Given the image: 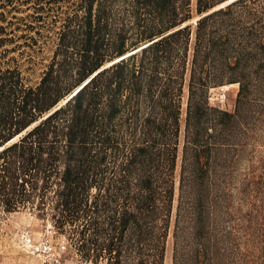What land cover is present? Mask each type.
Here are the masks:
<instances>
[{
    "label": "trees",
    "instance_id": "1",
    "mask_svg": "<svg viewBox=\"0 0 264 264\" xmlns=\"http://www.w3.org/2000/svg\"><path fill=\"white\" fill-rule=\"evenodd\" d=\"M71 2L0 32V210L71 226L86 264H164L170 233L172 264H218L214 181L263 86L264 0ZM231 84L235 111L210 103Z\"/></svg>",
    "mask_w": 264,
    "mask_h": 264
},
{
    "label": "rangeland",
    "instance_id": "2",
    "mask_svg": "<svg viewBox=\"0 0 264 264\" xmlns=\"http://www.w3.org/2000/svg\"><path fill=\"white\" fill-rule=\"evenodd\" d=\"M71 1L51 0L40 9L36 0H0V32L5 37L26 33L25 29L37 17H62L61 11L67 12ZM192 2L194 4L195 0ZM47 55L48 50L43 56L46 58ZM262 84L260 89H252L247 99L238 105L235 142L230 153L225 155L228 162L222 167L221 177L216 176L214 181L218 264H264V78ZM237 93L238 84L217 87L211 89L209 100L211 104L233 112ZM186 96L185 87L183 108ZM183 127L182 121L174 172L175 198L178 193ZM70 227L67 226L64 233H59L49 218L42 219L29 208L13 212L0 210V264H53L54 258L59 259V264H86L79 259L69 238L73 233ZM25 232L42 248L32 252L24 243ZM44 245H50L51 250L44 248ZM99 264H104L103 260ZM164 264H172L171 233Z\"/></svg>",
    "mask_w": 264,
    "mask_h": 264
},
{
    "label": "built area",
    "instance_id": "3",
    "mask_svg": "<svg viewBox=\"0 0 264 264\" xmlns=\"http://www.w3.org/2000/svg\"><path fill=\"white\" fill-rule=\"evenodd\" d=\"M23 239H24V243L25 245L32 251L34 252L35 250H38L42 247H40L39 245H36L32 239V237L29 235V233L25 232L23 235ZM44 248L51 250V246L50 245H44ZM60 261L58 258H54L53 264H59Z\"/></svg>",
    "mask_w": 264,
    "mask_h": 264
},
{
    "label": "bare ground",
    "instance_id": "4",
    "mask_svg": "<svg viewBox=\"0 0 264 264\" xmlns=\"http://www.w3.org/2000/svg\"><path fill=\"white\" fill-rule=\"evenodd\" d=\"M231 1V0H230ZM229 2V1H228Z\"/></svg>",
    "mask_w": 264,
    "mask_h": 264
}]
</instances>
